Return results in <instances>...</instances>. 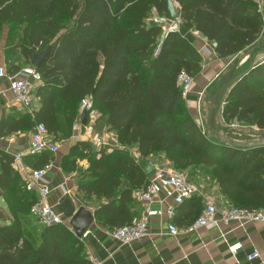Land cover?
Listing matches in <instances>:
<instances>
[{"label":"trees","instance_id":"1","mask_svg":"<svg viewBox=\"0 0 264 264\" xmlns=\"http://www.w3.org/2000/svg\"><path fill=\"white\" fill-rule=\"evenodd\" d=\"M183 26L214 43L221 59L239 56L262 44L264 22L251 0H175ZM169 0H0V32L6 23L22 29L21 40L7 47L30 63L33 53L50 47L37 69L42 85L35 120L5 117L0 134L9 135L44 123L55 137H70L83 98L92 96L109 130L121 144L138 146L143 159L163 155L177 171L198 183L215 184L238 208L264 209V147L237 148L212 136L207 121L189 111L179 84L185 71L196 78L203 66L200 52L181 33L160 40L171 18ZM159 16L148 22L149 15ZM226 124L264 130V62L252 67L229 90L222 111ZM99 179L85 182L87 195L105 197L97 211L104 225L129 224L124 208L130 191L115 195L118 175L148 186L140 164L124 153H99L89 142L76 147ZM75 151V152H76ZM13 157L0 153V190L9 211H0V264H91L85 245L66 225L41 227L31 214L38 202L12 169ZM51 155L42 156L41 168ZM108 182V184L106 183ZM118 198V199H116ZM121 203L118 205V201ZM115 229V228H113Z\"/></svg>","mask_w":264,"mask_h":264},{"label":"crops","instance_id":"2","mask_svg":"<svg viewBox=\"0 0 264 264\" xmlns=\"http://www.w3.org/2000/svg\"><path fill=\"white\" fill-rule=\"evenodd\" d=\"M174 3L177 10H179V4L175 0ZM180 33L203 57L202 70L195 78L190 94L185 98L189 111L197 121L201 122L203 120L204 106L200 105V101L204 100L207 93L211 91L214 95L219 89L242 76L251 65L254 67L264 62V47H259L264 44V36L262 39L263 43L253 47L255 50L251 55H249V52L253 48L241 53L239 56L221 59L215 53L214 43L207 40L202 34L192 29H187L183 25ZM0 65L5 66L9 73H13L23 66L33 64L32 62H26L21 54L9 55L4 37L0 34ZM42 84L35 83L33 90V94L38 101L39 110L41 108V99L37 91ZM0 87L6 91V96L0 97V127L5 117L10 114L17 117L27 116L35 120L39 110L35 114L17 110L14 96L9 91V82L6 78L0 79ZM230 88L231 86L222 91L216 99L212 117L213 129L220 135H223V133L227 134V131L230 135L223 136L242 142L264 139H255L249 136L246 139H242L241 135H236L227 128L222 111ZM201 95L202 97H200ZM82 112L80 103L73 134L70 137L63 138L61 136L57 138L49 132L52 140L58 144L59 149L57 152L47 151L44 153L51 155V159L45 167H40L44 154H29L31 136L38 125L36 123L23 132L20 131L9 135L0 134V153H6L14 158L12 169L23 183H25V172L21 168H29L31 170L46 169L45 180L50 188V193L45 199L47 204L62 217L64 223L61 225H66L75 232V228L71 225L74 216L81 209L87 210L92 215V222L86 231L81 237L76 235L84 243L86 255L92 253L100 258L104 264H264V223L247 222L239 224L236 222H220L217 227L212 229H189L201 215L208 196H220L219 189L214 183L197 184L192 178L190 179L193 184L203 186V194L196 193L185 199L182 204L175 203L174 198L167 196L165 192L155 196V200L152 205H149V208L160 213L150 218L149 236L147 238L131 243H122L112 237L108 230L116 228L117 226H114L116 222H113L112 226L102 224L98 221L97 211L102 205L114 200V197L110 200L105 197L98 198L95 195H87L80 189L83 183L99 179V172L93 173L89 160L81 156L80 152L75 150V147L80 142H89L93 149L99 153V157L102 153L112 154L119 152L132 157L140 166L143 161H147L151 164L153 162L155 164H163L168 170H177L166 161L163 155H159L154 161L145 160L142 158L138 146L121 144L116 132L109 130L105 121H101L102 114L98 110V119L93 122L88 116L85 124L78 120ZM17 156H20V160H18ZM18 164L21 165L19 166ZM155 164L153 165L156 167ZM141 168L148 182H150L152 176L149 177L144 168L142 166ZM117 178L119 185L115 195L119 198L122 191H130L133 198L132 203L121 208L129 211L130 221L126 225H130L144 217L146 208H148L147 205L141 203L138 199V192L145 187H136L134 176L118 175ZM106 183L108 184L107 181ZM29 192L33 193L38 200L40 199L37 191ZM120 203L121 201L119 200L117 204L119 205ZM0 211H9L6 197L1 190ZM35 220L39 224L36 218ZM172 223L179 229L176 235H171L169 232V225ZM40 226L43 227L42 225ZM86 233L88 234L85 236ZM237 243H242L243 248L233 254L230 251V247ZM255 252L259 253V257L250 260L249 256Z\"/></svg>","mask_w":264,"mask_h":264},{"label":"built area","instance_id":"3","mask_svg":"<svg viewBox=\"0 0 264 264\" xmlns=\"http://www.w3.org/2000/svg\"><path fill=\"white\" fill-rule=\"evenodd\" d=\"M258 6L262 14L264 22V2L263 0H251ZM165 25L164 39L170 34L180 33L182 21L180 18L169 19L163 21ZM161 25L162 22L160 20ZM6 78L9 82V91L14 96L16 108L18 111L29 112L35 114L39 110L38 101L33 94L34 84L42 83L43 77L41 73L33 66L26 65L18 71L9 73L5 66L0 65V79ZM194 77L183 71L179 76V84L183 89V97L187 98L194 84ZM6 96V91L0 87V97ZM81 111H87L91 121L95 122L98 119L97 110L94 108V99L92 96H86L81 101ZM240 125V124H239ZM234 122L232 127L239 126ZM59 146L52 140L44 123H38L31 136V146L29 154L41 155L45 152H57ZM20 160V156H17ZM153 164H155L153 162ZM19 166L21 164H18ZM156 171L152 175L148 186L138 192V199L141 203L148 206L144 217L138 219L130 225L121 226L113 230H108V233L116 240L122 243H131L140 241L149 236V220L157 216L160 212L149 208L152 205L155 196L161 192L167 193V196L173 197L175 203L182 204L185 199L199 193L203 194V186L193 184L191 179L185 172L168 170L163 164H155ZM22 167V166H21ZM19 167V168H21ZM25 172V183L28 191H37L40 195L38 202L32 207L31 213L43 227L63 224L62 217L57 214L54 209L47 204L46 197L50 193V188L45 180L46 169H29L21 168ZM220 222L231 223L236 222L245 224L247 222L264 223V209L249 210L238 208L229 204L225 198L220 196L210 195L207 198L205 207L201 215L190 226V230H198L200 228L212 229L218 226ZM171 235H176L179 232L178 227L172 223L169 225ZM88 233L85 234V236ZM243 248L242 243L234 244L230 247V251L236 254ZM259 257V253L255 252L249 256L250 260ZM87 258L91 264H104V262L92 253L87 254Z\"/></svg>","mask_w":264,"mask_h":264},{"label":"water","instance_id":"4","mask_svg":"<svg viewBox=\"0 0 264 264\" xmlns=\"http://www.w3.org/2000/svg\"><path fill=\"white\" fill-rule=\"evenodd\" d=\"M168 5H169L168 9H169L171 18L172 19L179 18L180 13H179V10H177L174 1L169 0ZM259 47L260 48L264 47V44L259 46ZM254 50H255V48L251 49L249 52V55H251ZM49 52H50V47H48L46 50H44L43 52H40V53L34 52L33 53V59H32L33 66H35L36 68H39L41 66V64L45 61L47 56L49 55ZM252 67L253 66L251 65V67L246 72H244L243 75H245ZM239 78L234 79L232 82H230L226 86L219 89L213 95L212 100H211V104H210L208 117H207V127H208L210 133L212 134V136L215 137L216 140L219 142H225V143L230 144V145L237 147V148H246V149H255V148H261V147L263 148L264 147V139L257 140V141H250V142L237 141L231 137L220 135L212 127V117H213L215 102H216L217 97L220 95V93L222 91L226 90L228 87L233 85ZM78 120L85 124L88 120L87 111H83L82 114L79 116ZM141 166L144 168V170L146 171V173L149 177H151L156 171V167L147 161H143L141 163ZM91 222H92V215L87 210L81 209L74 216V218L71 222V225L75 228L76 235L78 237H81L82 234L88 228V226L91 224Z\"/></svg>","mask_w":264,"mask_h":264},{"label":"rangeland","instance_id":"5","mask_svg":"<svg viewBox=\"0 0 264 264\" xmlns=\"http://www.w3.org/2000/svg\"><path fill=\"white\" fill-rule=\"evenodd\" d=\"M174 1V0H173ZM160 17L159 16H155V14H151L149 15L147 21L148 22H152L156 19H159ZM181 19V17H179ZM169 19H172V18H163L161 19V22H162V26H163V32H162V35H161V38L160 40L164 39V22H167V20ZM182 21V20H181ZM160 22V20L158 21ZM161 24V23H160ZM183 25V22L181 24V27ZM22 29H20L19 27L17 28L16 26H11L10 24L6 23L3 27V29L1 30L0 34L4 37V40H5V43H6V48L9 47H14L17 43L20 42L21 40V32ZM195 79V78H194ZM193 88V86H192ZM192 90V89H191ZM206 97L204 98V100L200 101V105L203 107L204 106V112H203V120L204 121H207V117H208V113H209V109H210V102H211V98L213 96L212 92L210 91L209 93H207V95H205ZM202 97V95L200 96ZM220 102H221V99L219 100V105H220ZM202 109V111H203ZM227 125V128L229 130H231L232 132H234V134L236 135H241L242 136V139H246L248 136L249 137H254L255 139H261V138H264V130H261L260 128H258L257 126H250V125H239V126H234L232 127L231 124H226ZM227 134H224L223 135H230L229 132L226 131ZM251 138V139H252ZM186 175L190 177V175H188L186 173Z\"/></svg>","mask_w":264,"mask_h":264}]
</instances>
